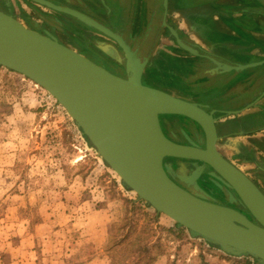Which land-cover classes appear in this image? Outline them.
Instances as JSON below:
<instances>
[{
    "label": "rangeland",
    "instance_id": "rangeland-1",
    "mask_svg": "<svg viewBox=\"0 0 264 264\" xmlns=\"http://www.w3.org/2000/svg\"><path fill=\"white\" fill-rule=\"evenodd\" d=\"M152 1L155 10L149 43L145 49L139 50V55L141 54L143 60L149 58V51L154 49L155 53L152 58L150 57L149 66L147 70L145 69L148 73L145 72L142 76V83L187 98L188 95L184 94V91L188 90L189 81L179 84L172 75V65L179 67L178 62L174 64L171 58L174 54L172 49L175 50L178 46L169 36L167 29L161 27L165 11L164 2ZM110 6L114 14L111 15L113 20L111 23L115 26L112 28L117 30L123 17L120 15L121 8L113 0L110 1ZM1 7L2 2L0 9ZM31 7L29 8L33 15L43 13L32 10ZM127 8L130 14L135 10L132 4H128ZM41 9L46 11V14H41L44 19L23 17V13L18 10L15 12L11 9L8 13L14 15L27 28L32 29L31 25L36 24L40 29L48 30L61 43L85 57L96 56L100 59L101 53L95 49L94 44L101 46L110 43L105 36L99 34L101 32L81 21L60 25L51 20L60 16L51 14L54 12L46 8ZM59 19L67 20L65 17ZM161 55L162 60L158 58ZM160 72L163 74L161 75ZM261 76L259 72H253L246 77H239L237 81H231L222 92V97L231 96L250 86L253 89L245 101L252 100L257 94L260 95L264 88L261 86L264 83V78L260 79ZM244 78H246L245 82ZM244 98L242 96L233 102ZM189 99L185 100L189 101ZM263 99L258 100L257 107L263 105ZM213 100L215 99L212 96L209 102ZM261 100L263 102H260ZM207 103L203 101L198 104L205 107ZM246 111L255 112L256 108H249L244 112ZM241 113L238 115L241 116ZM165 117L177 124L184 122L181 116L165 115ZM189 124L196 128L194 124ZM173 134L180 141L187 139L189 143L191 142L186 132ZM200 141L204 143L203 137ZM217 144H219L216 146L217 151L223 157L226 155L249 177L258 176L256 174L260 169L256 163L261 166L263 164L259 158V161L255 158L251 144L247 145L249 149L247 161L241 159L239 148L242 146H239L238 138L220 140ZM199 182L211 193L220 191L224 187L215 183L208 174H203ZM123 185L116 173L86 142L81 130L66 110L48 92L29 79L0 67V264H3L4 258L6 260L14 255L11 251L13 247L9 246V242L16 236L29 232L22 230L23 228H20L22 231L19 233L14 230L15 224L20 227L27 225L28 218H30V229L34 233L36 225L46 226L39 230L40 235L36 240L39 246H35L36 251L32 254L38 257L39 264H77L75 261L77 255L79 258L98 256L109 263L110 259L106 254L108 236L111 232L116 239H119L123 233L117 228L125 215L124 199L134 203L139 202L136 194ZM195 187L199 189L196 183ZM227 195L231 203L230 196L233 195L230 191H227ZM218 199L223 202L221 197ZM146 204L144 201L141 203L143 211L152 214L154 209ZM4 213H7V216H4ZM89 223L105 226L106 240L101 247L97 244L102 243V240L94 245L93 238L101 234L95 228L85 229ZM158 224L184 230L181 239L172 241H167L166 234L158 231L156 236L161 237L165 252L157 257L154 264H246V260H251L226 254L203 238L193 235L183 227H178L173 220L163 214L158 215ZM100 233L103 235V232ZM121 254L122 252H117L116 261Z\"/></svg>",
    "mask_w": 264,
    "mask_h": 264
},
{
    "label": "water",
    "instance_id": "water-1",
    "mask_svg": "<svg viewBox=\"0 0 264 264\" xmlns=\"http://www.w3.org/2000/svg\"><path fill=\"white\" fill-rule=\"evenodd\" d=\"M39 1L68 12L111 38L124 54L126 78L113 74L55 37L27 28L14 15L1 9L0 67L29 79L48 92L66 110L103 162L139 200L208 243L233 255L251 256L264 264V194L217 151L219 136L215 123L218 119L214 118L213 111L207 112L196 103L143 84L147 59L141 60L139 52L131 51L119 34L79 11ZM163 2L165 11L161 27L167 29L181 50L212 59L220 63L223 70L241 71L264 65V59L246 65L229 63L187 43L166 22L167 0ZM113 52L121 62L115 49ZM87 101H95L97 108H92L104 110L110 120L111 134L104 139L96 140L93 126H87L85 116L95 112L90 110L86 114L82 109L79 113L74 108ZM149 108L154 113L150 122ZM243 110L228 111L225 115L235 116ZM161 115L182 116L196 123L201 129L204 146L180 144L167 138L160 127ZM146 127L152 129L153 134L147 137L145 145L152 144L151 140L156 142L149 150L142 148ZM165 158L199 162L209 167L212 170L209 175L233 191L251 219L232 207L210 202L178 186L164 169ZM202 169L199 166L186 180L195 184ZM230 198L234 202V198Z\"/></svg>",
    "mask_w": 264,
    "mask_h": 264
},
{
    "label": "crops",
    "instance_id": "crops-1",
    "mask_svg": "<svg viewBox=\"0 0 264 264\" xmlns=\"http://www.w3.org/2000/svg\"><path fill=\"white\" fill-rule=\"evenodd\" d=\"M42 1L49 2L50 4L57 7H63L69 10L73 9L67 4H60V2L66 0ZM71 1L75 0H68V2ZM76 1L83 7V9H87L88 11L91 10L92 2L97 3V14L101 17V19H105L108 15H114L112 14L110 8L111 0ZM113 1L116 5H118V7L121 8L120 15H122L123 17H121L122 24L120 23V28L125 23L126 25L129 23L131 25V28L134 27L133 29L135 30H138V27H151L153 22V13L155 10L153 6L154 2L152 0ZM0 2H2V7L4 9L6 8L9 11H11L12 9L15 12L16 10H18L21 14L23 13V17L26 18H45L41 14H46V11L41 8H46L49 11L54 12L51 14H57L56 16H71L68 12L51 8L48 5L41 3L39 0H0ZM128 4H132V6H134L135 8V10L132 11V14L129 13V10L127 8ZM29 7H31L32 10L34 9L43 13H39V15L38 13H35L37 15L35 16L33 15L34 13L31 12ZM151 7L152 9L150 10ZM80 13L85 15L89 14V12L85 10ZM166 21L170 26L176 29L181 39L193 46H196L200 50L206 51L215 57L223 59L226 62L246 65L264 59V0H167ZM153 50L149 51L150 56L149 58H146L148 65L145 67V69L149 66L150 59L155 53V51ZM172 50L174 54H172L173 57L171 58L173 59L174 64L176 62H178L179 64V67L172 65V75L179 84L182 82L184 83V81L187 80L189 81L188 90L184 91V94H187L189 97H177L183 99L190 98L189 101L196 104L203 103V101L209 102L212 96L214 99L223 98L222 92L229 86L230 82L237 81L241 76L246 77L253 72H259L262 75L260 79L264 78V65L260 67L248 68L241 71L223 70L221 68V64L212 59L191 55L178 47H176L175 50ZM162 57L163 56L161 55L158 58L162 60ZM145 69L142 76L145 72H147L145 71ZM154 71L159 72L158 70ZM160 74L162 75L163 73L160 72ZM243 80L245 82L246 78H244ZM261 86H264V83ZM238 87H240V85H238ZM261 91L262 92L260 93V99L264 98V88ZM263 100H261L260 102H263ZM248 106L250 105H247L244 108H247ZM259 107H264V102L263 105ZM249 108H253V105L248 107L247 109ZM247 109L241 111L242 113L240 112L241 116L238 114L235 116H226L224 113V116L217 119L218 121H220L221 125L225 121L234 120L236 121V125L240 126V119L243 118L246 114L253 113L248 111L244 112ZM256 111L258 110L256 109ZM234 138H238L240 144L239 146L247 147V145L250 144L248 142V140L250 139L242 137L241 135H239V133H235ZM252 138H254V148L256 147L255 143L264 146V127ZM219 139L229 140L231 138L225 136L222 139L221 137ZM217 145L219 146V144ZM258 155L260 157H264V155H262L261 153H258ZM224 157L228 158L226 155ZM260 168V171L264 172V170H262L264 169V166L260 165L259 169ZM4 216H7V213H4ZM89 220L90 219L88 218V221ZM29 221L30 218H28L26 221L27 225H23L21 227L20 225L15 224L16 227L14 228V230L16 232L19 233L22 230H29V232H27L25 235H18L11 242H9V246L13 247L11 251L14 255L6 260L4 258L3 264H39L38 257H35L32 254L36 251L35 246L37 245V236L40 235L39 230L46 226H44L43 224L36 225L34 233L30 229ZM86 227L87 229L95 228V230H97V232L101 234V236H93V238L95 239L94 245L99 243V240H102L103 244H97L98 247H101L105 244L106 238L104 236V225L96 223L95 225H92L89 223V225L85 226V229ZM20 228L23 229L20 230ZM100 232H103V235ZM75 261L77 262V264H109L106 260H103L98 256L90 258H79V255H77L75 257Z\"/></svg>",
    "mask_w": 264,
    "mask_h": 264
},
{
    "label": "flooded vegetation",
    "instance_id": "flooded-vegetation-1",
    "mask_svg": "<svg viewBox=\"0 0 264 264\" xmlns=\"http://www.w3.org/2000/svg\"><path fill=\"white\" fill-rule=\"evenodd\" d=\"M60 4H67L70 7L74 8V10H76V11L83 12L85 10V11L89 12V14H87L89 17L96 20L97 22H99L100 24H102L103 26H105L106 28L111 30L112 32L119 34L120 37L122 38V40L124 41V43L129 47V49L131 51H138L139 52L140 49H142V50L145 49L146 45H148V43H149V37H150V35H149L150 27L149 26L138 27V30H135V29H133L134 27L131 28V25L129 23L127 25H126V23L125 24L123 23L124 25H122L121 28H118L116 30V29L112 28L115 26L111 23L113 20L111 19L110 15L106 16L105 19H101V17L98 16V14H97L98 13L97 3H94V2L91 3V10H90L91 12L88 11L87 9H83V7L81 5H79V3L76 0L71 1V2H68V0H66V1L60 2ZM1 10H4L5 12H9V10H7L6 8L4 9L3 7L1 8ZM163 17H164V13H163L162 19H163ZM65 18H67V20L66 19L61 20L59 18H53L51 20L53 22L59 23L60 25L63 23H79V20L73 16H66ZM161 22H162V20H161ZM121 24H122V22H121ZM31 28L35 31L42 32V33L48 34L50 36H53V34L51 32H49L46 29H40L36 24L34 26L31 25ZM134 31H136V32H134ZM84 34H86V33H84ZM99 34L105 36L110 41V43H105V45H101V46L97 43L94 44L95 49H98L101 53V54H99L100 59L96 58V56L95 57L94 56H87V58H89L90 60L99 64L100 66L104 67L105 69L112 72L113 74H116L118 76L126 78L127 75L125 72V65H124L125 60H124V54H123L122 50L118 47V45L111 38H109L105 34H102V33H99ZM111 49H113V50L115 49L117 55L121 58V62H118V60L113 56V55H115V53ZM140 56H141V54L139 55V57ZM147 65L148 64H146V66ZM252 86L254 87V85H252ZM252 89L253 88H250V86H249L247 89L246 88L242 89L238 93L232 94L231 96H224L223 98H215V100L208 102L207 105H205V107L201 105L207 112L213 111L214 118H219V117L224 116V113L228 110H241L244 107H246L247 105H250L252 103H254L253 107H255L258 110L256 112L246 114L243 118H241L240 119V121H241L240 126L236 125V123H235L236 121H234V120L225 121L222 125L220 124V121H217L215 124L217 127V135L219 136V138L221 137V139H222L225 136L229 137V138H234V134L239 133V135H241L242 137H246V138L250 139L256 133H258L262 130V128L264 127V107H259V106L257 107V105H256L258 100L260 99L261 95L257 94V96L253 97L252 100H250L248 102L245 101L247 99V97L250 95V93L252 92ZM242 96L245 97L243 100H241L243 102L238 101V100L236 102H233L235 99L241 98ZM217 102L219 105H217ZM227 106H230V107H227ZM180 118L183 119L184 122H182L181 124H179V123L177 124V123H174L173 121H171V119H169L168 117H165V115L159 116L160 127H161L163 133L165 134V136L167 138L173 140L174 142H177L180 144L196 145L199 147H203L204 143L203 144L200 143L201 142L200 139H201V137H203V135L200 131L201 129L199 128V126L197 124L193 123V121L192 122L189 121L185 117L181 116ZM188 122L194 124L196 126V128L194 126L190 125ZM177 132L178 133L179 132H186V134L191 139V142L189 143V141L187 139L184 141L178 140L176 138V135L173 134V133H177ZM248 142L253 146L255 158L257 160L259 158L260 162L264 166V157L258 156V153H261L262 155H264V146H261V145L255 143L256 147L254 148V140L251 139V140H248ZM239 149H240V153H241V159L243 161H247L246 160L248 158V156H247L248 151L247 150H249V149L245 146H242ZM226 159L233 164V161H231L229 158H226ZM256 164L258 166H260L259 163H256ZM163 165H164V169L167 172L168 176L181 188H183V189H185L188 192H191L193 194L203 196L205 199L209 200L210 202H214L216 204L232 207V208L238 210L239 212L243 213L248 219H251L249 214L247 213L246 209L240 203V201L235 196L233 191L228 189V188L225 189V186L221 182H219L217 179H215L209 175V173L212 170L209 167H207L206 165H202L199 162L179 160V159H171V158H165L163 160ZM199 166H202L203 169H202L200 176L194 181L199 187V189H197L195 187V184L189 182L186 179L189 178L192 175V173L195 171V169H197ZM260 170H261V168H260ZM262 170H264V169H262ZM242 172L244 174H246L244 171H242ZM260 172L261 171H258V173L256 174L258 176L256 178H251L247 174L246 175L256 184V186L264 194V175H263L264 172L262 174H260ZM203 174H208L213 179V181L215 183L220 184L221 186H224V187H222L220 191L217 190L214 193L209 192V190L206 189V187L203 186L202 183L199 182L201 179V176ZM257 178H259V179H257ZM227 191H230V193H232V195H233L232 197L234 198V202L233 201L231 203L229 202V197L227 195ZM218 197H221L223 199V202L219 201L220 199H218Z\"/></svg>",
    "mask_w": 264,
    "mask_h": 264
},
{
    "label": "trees",
    "instance_id": "trees-1",
    "mask_svg": "<svg viewBox=\"0 0 264 264\" xmlns=\"http://www.w3.org/2000/svg\"><path fill=\"white\" fill-rule=\"evenodd\" d=\"M83 137L92 146L84 135ZM123 186L127 188L125 185ZM141 203L143 201L139 200V202L134 203L133 201L124 199L125 215L123 218L121 217V224L117 228L123 233L119 239H116L111 232H109L108 236L106 254L110 259L109 264H154L157 257L165 252L161 237L156 236L158 231L166 234L165 238L167 241L181 239L184 229L175 227L167 228L159 225L158 215L160 213H157L155 210H153L152 214L143 211ZM146 205L149 206L148 204ZM211 245L223 250L217 245ZM118 251L122 252V254L119 260L116 261ZM224 252L237 258H250L252 261L246 260V264H260L251 256L233 255L227 251Z\"/></svg>",
    "mask_w": 264,
    "mask_h": 264
},
{
    "label": "bare ground",
    "instance_id": "bare-ground-1",
    "mask_svg": "<svg viewBox=\"0 0 264 264\" xmlns=\"http://www.w3.org/2000/svg\"><path fill=\"white\" fill-rule=\"evenodd\" d=\"M95 107L97 108V103L95 101H87V102H84L83 104L79 103L78 105H75L74 108H76L78 110L79 113H82L80 112V110L83 109V111L87 114L90 110V112L94 111L95 114L94 115H86L85 116V119L86 120V123H87V126H93L92 128H94V135L96 136V140H99V139H104L105 137L109 136L111 134V123H110V120L109 118L106 116V113L104 112V110L102 109H94L92 107ZM154 116V113L152 112V109L149 108V111H148V119H149V122L152 120ZM92 119V120H91ZM91 120V121H90ZM147 126H150V125H147ZM153 130L151 129L150 131V128L146 127L143 131V139H142V148L144 149H151L153 147L156 146V142L151 140L152 141V144H149L148 143V147L145 145V141L147 139V137H150V135L153 134L152 132ZM150 155V154H149Z\"/></svg>",
    "mask_w": 264,
    "mask_h": 264
}]
</instances>
